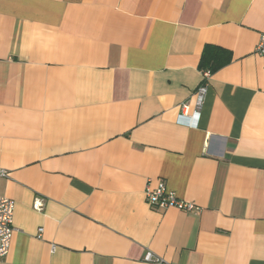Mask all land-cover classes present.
I'll return each instance as SVG.
<instances>
[{"label":"crops","instance_id":"0c3cea01","mask_svg":"<svg viewBox=\"0 0 264 264\" xmlns=\"http://www.w3.org/2000/svg\"><path fill=\"white\" fill-rule=\"evenodd\" d=\"M263 34L264 0H0V264H264Z\"/></svg>","mask_w":264,"mask_h":264},{"label":"built area","instance_id":"2783aa9c","mask_svg":"<svg viewBox=\"0 0 264 264\" xmlns=\"http://www.w3.org/2000/svg\"><path fill=\"white\" fill-rule=\"evenodd\" d=\"M255 52L260 56H264V34L260 36ZM202 77V84L193 93L192 110L189 112L190 104L186 102L180 107L181 117L188 119L187 121L189 127L196 125L207 94V81L209 80L210 74L208 72H204ZM7 176L8 173L6 171L0 170V178H6ZM145 200L146 203L154 209L173 208L186 213L193 212L196 209L193 204L179 199L174 193L170 192L165 183H160L155 189H151L149 186H146ZM34 207L36 210H41V201H36ZM13 210V201L0 196V261L7 257L10 251L13 235ZM42 231V229L38 230L37 238L41 237ZM144 261H152V254L150 252L146 253Z\"/></svg>","mask_w":264,"mask_h":264}]
</instances>
